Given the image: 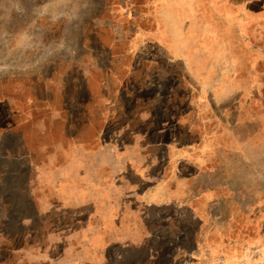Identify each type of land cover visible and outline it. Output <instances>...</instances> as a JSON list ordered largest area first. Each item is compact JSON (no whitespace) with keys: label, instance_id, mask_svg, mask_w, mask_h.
I'll return each mask as SVG.
<instances>
[{"label":"crops","instance_id":"crops-1","mask_svg":"<svg viewBox=\"0 0 264 264\" xmlns=\"http://www.w3.org/2000/svg\"><path fill=\"white\" fill-rule=\"evenodd\" d=\"M52 5L64 33L26 72L60 81L31 89L50 98L27 102L24 125H0V183L16 176L30 212L13 223L26 240L39 224L27 249L41 264H264V0ZM29 9L10 14L28 25ZM37 40L9 46H49ZM146 45L169 54H128Z\"/></svg>","mask_w":264,"mask_h":264},{"label":"rangeland","instance_id":"rangeland-1","mask_svg":"<svg viewBox=\"0 0 264 264\" xmlns=\"http://www.w3.org/2000/svg\"><path fill=\"white\" fill-rule=\"evenodd\" d=\"M56 0H0V70H6V74L2 73L0 76V87L5 88L7 94H1V103H0V125L3 127L9 121H12L16 124L22 123L23 125L26 123L27 120L34 115L31 111H28L26 104L27 102H37V97L42 98L43 101H46L47 98H50V94L48 95L45 91L38 93L37 95L32 96L31 89L38 88L40 89L41 82L46 81V86L49 88L51 87L50 84H54L53 86L56 88L57 83L60 81L57 78V74L54 73V78L52 80H43L40 77V74L37 73L34 69H29L26 72L27 68H30L32 65L31 63L34 62L37 58L43 55L47 50L55 52L56 48L54 46V42H56L57 38L61 37L62 33H64L63 23L61 22L60 15L53 14L54 12H48L47 8L51 10L53 8L52 3ZM26 5L30 9L27 13L31 15V21L28 25L21 24L19 25L18 19L19 16H14L10 14V8H17ZM43 6V7H42ZM30 11V12H29ZM68 15H66L67 17ZM12 18V19H11ZM61 18V19H60ZM12 23H10V21ZM65 29L67 27L66 24ZM24 28L25 30H18L19 28ZM15 32H18V36L22 35V38H27L31 40V42L38 43L37 39H45L47 40L49 46H40L38 45H31V46H24V47H13L9 46V39H11ZM42 35L40 36V34ZM81 34L88 37V31H81ZM21 38V37H20ZM53 44V45H52ZM144 48V47H143ZM143 48H131L128 50V54L130 55H149V56H164L169 54L164 48L158 46H151L146 45L144 50ZM96 48V56H100L103 58L102 55L111 53L112 55L119 54L117 51L112 49L105 50V48ZM106 52H105V51ZM93 54V52H92ZM162 60V59H161ZM154 64H148L146 71H152V66ZM11 70L12 75L10 76L8 71ZM51 70V68H50ZM49 70V71H50ZM72 75V74H71ZM11 78V79H10ZM70 79L72 77H69ZM43 80V81H42ZM148 82L153 84V79L151 76L147 77L142 81ZM77 79L75 80V84L77 83ZM141 83V79H138V83ZM158 82V81H156ZM49 84V85H48ZM73 86V81L71 80L68 83L67 78L63 81V86ZM62 86V87H63ZM168 86V83H164V87ZM65 87V86H64ZM259 95L252 96L253 101L258 103H263L264 99V81L262 80L259 85H257ZM26 90V91H25ZM39 92V90H37ZM10 93V94H9ZM7 99H11V101H15L21 106L12 107L14 110H9L8 100L5 98L6 95ZM86 97V96H82ZM147 97V96H146ZM6 100V101H4ZM26 109V110H25ZM35 117V116H34ZM39 117V115L37 116ZM22 128L23 126H19ZM18 127V128H19ZM264 147L262 146V150ZM262 152V151H261ZM263 154V152H262ZM256 170H254V168ZM252 179L254 189L257 187L264 188V158L263 157H256V159H252ZM22 180V179H21ZM23 184H18L17 187H21ZM21 195H25V192L17 190L18 198ZM20 209H23L20 208ZM24 212V211H23ZM39 230V224L36 226L34 231ZM36 231L37 233L34 234L32 239H25L23 238L24 229L21 228L18 231H21L22 235H19L16 238H3L0 237V264H41V250L36 248L37 252L32 250H28L26 245L30 244L32 246L38 244V247L41 244L40 238V230ZM9 234V232H8ZM56 250H54V254Z\"/></svg>","mask_w":264,"mask_h":264},{"label":"flooded vegetation","instance_id":"flooded-vegetation-1","mask_svg":"<svg viewBox=\"0 0 264 264\" xmlns=\"http://www.w3.org/2000/svg\"><path fill=\"white\" fill-rule=\"evenodd\" d=\"M17 185L16 176H10V178L6 176L0 183V220L2 221L0 237L3 238H16L22 235L21 231H18L22 227L17 226L13 221L16 217L30 213L28 208L20 209L22 206L18 204Z\"/></svg>","mask_w":264,"mask_h":264}]
</instances>
